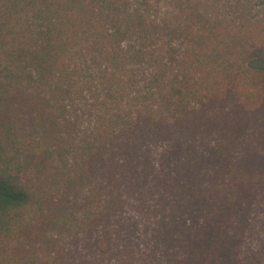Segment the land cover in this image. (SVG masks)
<instances>
[{
  "label": "trees",
  "instance_id": "1",
  "mask_svg": "<svg viewBox=\"0 0 264 264\" xmlns=\"http://www.w3.org/2000/svg\"><path fill=\"white\" fill-rule=\"evenodd\" d=\"M264 0H0V264H264Z\"/></svg>",
  "mask_w": 264,
  "mask_h": 264
},
{
  "label": "rangeland",
  "instance_id": "2",
  "mask_svg": "<svg viewBox=\"0 0 264 264\" xmlns=\"http://www.w3.org/2000/svg\"><path fill=\"white\" fill-rule=\"evenodd\" d=\"M254 219L255 232L259 235L258 242L264 241V205L251 211L250 216Z\"/></svg>",
  "mask_w": 264,
  "mask_h": 264
}]
</instances>
